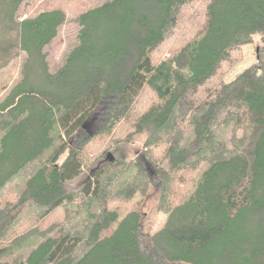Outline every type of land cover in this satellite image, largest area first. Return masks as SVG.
<instances>
[{
  "label": "trees",
  "instance_id": "1",
  "mask_svg": "<svg viewBox=\"0 0 264 264\" xmlns=\"http://www.w3.org/2000/svg\"><path fill=\"white\" fill-rule=\"evenodd\" d=\"M69 14L76 41L53 69ZM20 54L0 190L55 127L59 142L0 196V264H264V0H0V70ZM148 208L165 216L152 233Z\"/></svg>",
  "mask_w": 264,
  "mask_h": 264
},
{
  "label": "rangeland",
  "instance_id": "2",
  "mask_svg": "<svg viewBox=\"0 0 264 264\" xmlns=\"http://www.w3.org/2000/svg\"><path fill=\"white\" fill-rule=\"evenodd\" d=\"M93 6L101 4L104 0H88ZM78 30V24L74 14H69L63 26L59 29L58 36L48 47V58L51 63V67L56 69L64 58V54L74 45L76 41V33ZM262 43L255 38L253 43L244 45L242 48L243 58L238 61L229 72L225 75L224 80L230 81L236 75L241 73L244 69L250 66L256 59V55L260 52L259 45ZM22 54L13 59L6 67L0 70V101L10 90L12 85L19 78V67L21 63ZM59 110H55L54 115L58 114ZM58 129L55 127L51 131V135L54 139V144L51 148L47 149L43 155L37 161L30 164V167L26 170L21 171L16 176L7 181L0 190V196L13 193L19 195L22 186L24 185L28 174L34 170L41 162L48 160L51 155L52 150L56 147L59 142L58 139ZM142 137H134L131 144H129L130 150L133 152L140 149L142 145ZM132 157V152H130ZM122 168H108L106 169L103 178L106 179L111 184L122 180ZM143 174H137L136 178L141 179ZM135 201H122L114 200L110 203V206H118L120 212H125L134 206ZM149 214V219L146 222L145 230L149 233L156 231L160 226H162L165 216L163 213H159L152 208L147 209Z\"/></svg>",
  "mask_w": 264,
  "mask_h": 264
}]
</instances>
